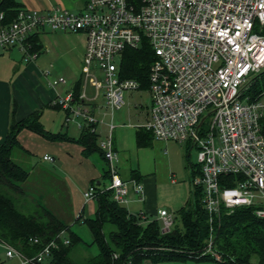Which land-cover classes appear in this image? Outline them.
I'll return each instance as SVG.
<instances>
[{"label":"built area","instance_id":"2783aa9c","mask_svg":"<svg viewBox=\"0 0 264 264\" xmlns=\"http://www.w3.org/2000/svg\"><path fill=\"white\" fill-rule=\"evenodd\" d=\"M44 28L85 34L82 75L111 112L124 105V92L141 90L139 81L118 72L122 51L147 41L155 58L147 75L150 106L142 127L156 139L187 142L195 149L198 173L192 182L201 189L210 224L223 209L239 207L264 218V135L259 125L264 93L254 100L245 95L253 75L264 70V0H86L80 11L23 8L12 22L0 25V49L17 47L25 60H34L37 52L30 50L29 37ZM59 81L64 80L52 84ZM84 97L83 85L79 98ZM73 99L68 93L52 104L72 110L87 126L95 124L87 108H72ZM112 128L109 123L110 133ZM90 130L95 131L93 126ZM110 133L100 142L110 176L105 189L119 203L130 189L142 197L143 184L122 180L115 171ZM96 192L90 185L85 201ZM157 215L161 232L169 231L174 214L160 209ZM0 246L6 257L18 256L28 264L47 255L54 242L32 258ZM205 252L220 257L212 253L211 241Z\"/></svg>","mask_w":264,"mask_h":264},{"label":"crops","instance_id":"0c3cea01","mask_svg":"<svg viewBox=\"0 0 264 264\" xmlns=\"http://www.w3.org/2000/svg\"><path fill=\"white\" fill-rule=\"evenodd\" d=\"M21 2L23 8L40 12L52 8L80 11L86 0ZM34 33H37L40 44L34 60H25L17 47L0 49V143L5 140L13 121L22 120L34 111H39V122L46 131L62 136L50 139L25 127L18 131V142L11 149L10 158L28 171L27 179L21 183L28 199L42 204L41 198H44L49 207L43 205L68 225L79 214L84 215L86 204L87 217L92 216L97 203L95 199L86 203L83 193L90 185L103 190L109 184L108 166H104L106 160L96 147H100L101 142L98 130L105 132L108 139V124L111 123V148L115 154L112 165L115 171L122 180L139 182L144 188L142 197L130 189L125 201L117 202L119 206L130 213L141 214L146 222L157 219L160 227L158 210L166 209L174 214V225L181 227L182 211L193 207L195 202L192 179L196 171V153L191 156L194 148L187 142L154 138L141 125L147 118V111L145 114L138 111L135 121L128 117L114 122V112L104 107V97L101 102V93H96L93 84L83 78L86 43L83 32L44 28ZM60 78L64 81L52 84ZM83 85L85 97L73 99L72 108L81 104L96 119L93 126L96 147L89 153L84 152L81 140L83 129L87 126L82 117L52 104L56 98L73 94L77 86L80 93ZM14 154L18 158H14ZM38 155H41L42 164L36 161ZM45 155L52 160L44 159ZM61 203L67 207L49 205ZM214 261L174 259L153 262L144 259L142 264H216L217 261ZM0 264L22 263L18 256L6 257L0 246Z\"/></svg>","mask_w":264,"mask_h":264},{"label":"trees","instance_id":"16d2710c","mask_svg":"<svg viewBox=\"0 0 264 264\" xmlns=\"http://www.w3.org/2000/svg\"><path fill=\"white\" fill-rule=\"evenodd\" d=\"M21 9V0H0V25L12 22ZM29 42L31 51L39 50L37 33L30 35ZM154 58L153 49L144 40L139 47H128L122 51L118 72L123 78L139 81L141 89H146L148 70ZM78 91L79 86L73 92L75 100H80ZM263 93L264 70L252 77L245 95L254 100ZM39 114V111H34L22 120L13 121L5 140L0 143V243L12 247L24 257L32 258L47 244L54 242L49 253L35 260V264H122L126 260L130 264H142L144 259L153 262L193 259L215 260L220 264H264V218L256 217L250 208L239 207L231 211L223 209L210 224L208 214L202 208L201 189L194 184L193 207L182 211L181 227L173 225L167 232H161L157 219L146 222L141 214L130 213L119 206L110 190L95 187L97 207L93 215L83 217L79 214L75 222H81L88 228L92 236L91 244L96 245L98 252L85 256L81 261L74 259L72 250L76 245L84 244L81 236L48 208L28 199L21 186L28 177V171L10 158L21 128H28L50 139L62 137L46 131L39 122ZM259 125L264 135V113ZM91 126L84 127L81 137L86 153L96 147L95 132L90 130ZM139 141L141 143L138 137ZM96 148L104 158L103 150ZM196 173L197 164L193 176ZM107 224L112 229L106 236L104 230ZM34 239L38 241L34 242ZM209 241L212 253H217L219 259L205 252ZM113 253H117V257L114 258Z\"/></svg>","mask_w":264,"mask_h":264},{"label":"rangeland","instance_id":"374dc122","mask_svg":"<svg viewBox=\"0 0 264 264\" xmlns=\"http://www.w3.org/2000/svg\"><path fill=\"white\" fill-rule=\"evenodd\" d=\"M140 45L141 44H139V46ZM139 46H137V47H139ZM96 74L98 76H100L99 72H97ZM255 75H253V76H255ZM251 82H252V80H251ZM249 86H250V83H248V85L245 88V94H246V91L248 90ZM123 99H124V105L120 109H115L113 111L114 112V122H116L117 120L119 121L120 119L126 120L128 117H129V119L131 121H135L136 120V117H135L136 113H138V111H140V112H143L145 114L146 111H148V108L150 106V95H149L148 90H146V89H141V90H138V91H131V92H124L123 93ZM99 100L101 102H103L101 94L99 96ZM104 107H105V105H104ZM98 131H100L97 134L98 138L101 139L100 141H106L107 138L105 136V132H102L101 130H98ZM194 151H195V149H194ZM194 151L191 152V156L192 157L195 154ZM13 157L14 158H18L17 154H14ZM36 161L39 162L40 164H42L43 161L41 159V155H38V157L36 158ZM104 166L105 167L108 166L106 162H104ZM43 182H45V181H43ZM41 201L45 205H47L44 198H41ZM92 202L94 204V201H92ZM43 203L42 204L39 203V204L43 205ZM49 205H50V207H55L56 205H62V207H67V206H64L63 203H61V204H49ZM87 206H88V204H86V208L84 210L83 217H87V214H88ZM70 226H71V229L73 231H75L76 233H78L81 236V238H82V240L84 242V244H78V245H76L74 247V249L72 250L73 258L77 259L78 261H81L83 258H85V256L95 255L98 252V248L96 247L95 244H91L92 236H91L88 228L83 223L75 222V221ZM111 229H112L111 225L107 224L105 226V230L104 231H105L106 236L108 235V231L111 230ZM66 236H67L66 233H64L63 234L64 239H66ZM85 243H88L90 245L86 246ZM168 262H165V263H168ZM215 263L219 264L217 262H215ZM193 264H196V263H193Z\"/></svg>","mask_w":264,"mask_h":264}]
</instances>
